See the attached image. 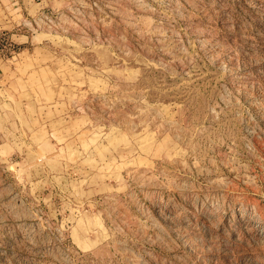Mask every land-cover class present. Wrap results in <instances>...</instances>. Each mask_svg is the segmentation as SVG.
<instances>
[{
  "label": "rangeland",
  "instance_id": "obj_1",
  "mask_svg": "<svg viewBox=\"0 0 264 264\" xmlns=\"http://www.w3.org/2000/svg\"><path fill=\"white\" fill-rule=\"evenodd\" d=\"M26 2L0 264H264V0Z\"/></svg>",
  "mask_w": 264,
  "mask_h": 264
},
{
  "label": "crops",
  "instance_id": "obj_2",
  "mask_svg": "<svg viewBox=\"0 0 264 264\" xmlns=\"http://www.w3.org/2000/svg\"><path fill=\"white\" fill-rule=\"evenodd\" d=\"M29 6L26 0H0V31H5L11 35L12 39L18 43L19 49H25V45L33 40L34 36L19 30L17 26L21 22L27 21L29 15ZM38 11L37 6L31 7ZM37 9V10H36ZM21 52H19L20 54ZM18 54V55H19ZM12 59L0 58V90H7V79ZM5 85L2 81H5ZM5 106L6 102H1ZM1 106V105H0ZM1 115V112H0Z\"/></svg>",
  "mask_w": 264,
  "mask_h": 264
},
{
  "label": "built area",
  "instance_id": "obj_3",
  "mask_svg": "<svg viewBox=\"0 0 264 264\" xmlns=\"http://www.w3.org/2000/svg\"><path fill=\"white\" fill-rule=\"evenodd\" d=\"M30 26H32V29ZM17 28L25 33H28L29 31H33V23L27 20L21 22ZM18 51L19 45L12 39L11 35L5 31H0V58L7 60L13 59L17 55Z\"/></svg>",
  "mask_w": 264,
  "mask_h": 264
}]
</instances>
